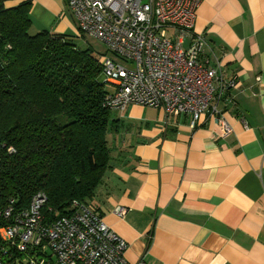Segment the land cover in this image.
<instances>
[{"label": "crops", "instance_id": "crops-1", "mask_svg": "<svg viewBox=\"0 0 264 264\" xmlns=\"http://www.w3.org/2000/svg\"><path fill=\"white\" fill-rule=\"evenodd\" d=\"M30 1L31 33L77 35L64 0ZM194 31L220 85L236 80L215 103L231 132L209 114L113 113L99 211L129 264H264V0H202Z\"/></svg>", "mask_w": 264, "mask_h": 264}, {"label": "built area", "instance_id": "built-area-1", "mask_svg": "<svg viewBox=\"0 0 264 264\" xmlns=\"http://www.w3.org/2000/svg\"><path fill=\"white\" fill-rule=\"evenodd\" d=\"M64 1L78 31L105 45L100 64L111 110L148 106L191 115L192 126L209 114L231 132L215 103L237 83L220 85L221 66L204 58L206 41L194 31L202 0ZM45 203L38 194L25 209L14 198L0 206V264H129L127 243L92 208L75 203L74 213L50 217ZM114 213L123 218L126 210Z\"/></svg>", "mask_w": 264, "mask_h": 264}, {"label": "trees", "instance_id": "trees-1", "mask_svg": "<svg viewBox=\"0 0 264 264\" xmlns=\"http://www.w3.org/2000/svg\"><path fill=\"white\" fill-rule=\"evenodd\" d=\"M6 1L0 0V206L14 198L25 209L41 194L50 217L74 213L76 203L102 219L107 136L121 110L106 104L101 55L77 45L85 36L78 29L31 33V1Z\"/></svg>", "mask_w": 264, "mask_h": 264}, {"label": "rangeland", "instance_id": "rangeland-1", "mask_svg": "<svg viewBox=\"0 0 264 264\" xmlns=\"http://www.w3.org/2000/svg\"><path fill=\"white\" fill-rule=\"evenodd\" d=\"M76 43L81 49L91 48L96 57L106 53L105 45L97 38L85 35L82 38H78Z\"/></svg>", "mask_w": 264, "mask_h": 264}]
</instances>
